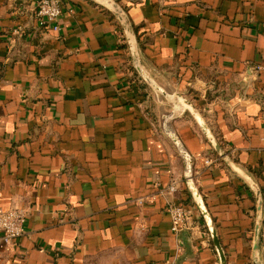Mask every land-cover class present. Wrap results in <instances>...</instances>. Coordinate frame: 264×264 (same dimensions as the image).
<instances>
[{
  "label": "crops",
  "instance_id": "0c3cea01",
  "mask_svg": "<svg viewBox=\"0 0 264 264\" xmlns=\"http://www.w3.org/2000/svg\"><path fill=\"white\" fill-rule=\"evenodd\" d=\"M115 1L148 75L198 116L142 80L95 0H64L58 32L37 0H0V210L26 212L0 264H219L189 192L156 188L184 175L180 148L226 264H264V0ZM169 202L191 214L177 232Z\"/></svg>",
  "mask_w": 264,
  "mask_h": 264
},
{
  "label": "water",
  "instance_id": "95a60500",
  "mask_svg": "<svg viewBox=\"0 0 264 264\" xmlns=\"http://www.w3.org/2000/svg\"><path fill=\"white\" fill-rule=\"evenodd\" d=\"M95 2L101 4L102 6L109 9L113 13V15L116 17V19L118 20V22L121 25V27L125 33V36H126V40H127L129 50H130V55L132 58V66L136 70L138 75L142 78V80L147 85H149L151 88H153L157 92H160L163 96L170 98V100L173 101L174 103L179 104L183 108L189 109L190 112H192L194 115L198 116L197 113L195 112L193 106L191 105V103L188 100L182 98L179 94H175L174 96H168L167 93L159 85H157L151 79V77L148 75V73L146 72V70L142 64V62L139 59L137 44H136L135 36L133 33V29H132V26L129 22L127 14L125 13V10L120 5H118L115 0H95ZM198 118H199V121L202 123L201 118L200 117H198ZM171 137H172L174 143L179 145L178 139L173 135ZM213 146L215 147L217 154L220 157H222L224 160H226L227 155L223 152V150L217 144H215V142L213 143ZM180 152H181L182 156L184 157L185 165H186L184 177H185V184H186L187 190H188L189 194L191 195L198 211L200 212V214L204 218V221H205L207 228L209 230L213 245H214L216 252L218 254L219 264H226L225 255H224L223 249L220 245L219 239H218V237L215 233V230L213 228L211 218L207 212V209H206V206L203 202V198L201 196V193H200L198 187L195 185V183L192 179V174H191L192 159H191V156L188 155L181 148H180ZM228 164H229V162H228ZM247 184L251 188V190L254 192V195L256 198L255 232H254L255 249H256L257 248V240H258V236H259V230H260V226H261L262 219H263V198H262V195H261V192H260L258 186L254 182L248 180Z\"/></svg>",
  "mask_w": 264,
  "mask_h": 264
},
{
  "label": "built area",
  "instance_id": "2783aa9c",
  "mask_svg": "<svg viewBox=\"0 0 264 264\" xmlns=\"http://www.w3.org/2000/svg\"><path fill=\"white\" fill-rule=\"evenodd\" d=\"M64 0H37L35 16L39 26H47L51 30L58 32L60 30L61 4ZM256 69H262L256 66ZM205 166L213 165L216 159L204 158L202 160ZM192 179L197 186L193 169L191 168ZM159 194H174L180 190H187L184 175L181 178L174 179L164 185L156 184ZM188 191V190H187ZM165 210L170 218L171 230L177 232L187 224L191 217L189 210L185 205L178 202H169ZM26 212L22 208H9L0 210V242L4 245L13 244L24 232V222Z\"/></svg>",
  "mask_w": 264,
  "mask_h": 264
}]
</instances>
